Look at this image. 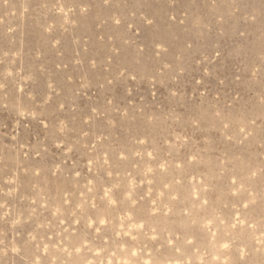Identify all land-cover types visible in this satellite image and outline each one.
I'll use <instances>...</instances> for the list:
<instances>
[{
  "label": "rangeland",
  "instance_id": "374dc122",
  "mask_svg": "<svg viewBox=\"0 0 264 264\" xmlns=\"http://www.w3.org/2000/svg\"><path fill=\"white\" fill-rule=\"evenodd\" d=\"M0 264H264V0H0Z\"/></svg>",
  "mask_w": 264,
  "mask_h": 264
}]
</instances>
